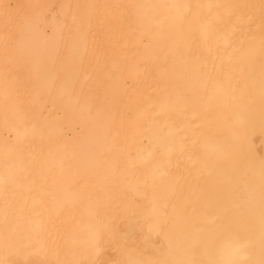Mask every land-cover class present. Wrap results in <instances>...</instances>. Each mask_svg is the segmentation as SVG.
I'll return each instance as SVG.
<instances>
[{
    "label": "bare ground",
    "instance_id": "bare-ground-1",
    "mask_svg": "<svg viewBox=\"0 0 264 264\" xmlns=\"http://www.w3.org/2000/svg\"><path fill=\"white\" fill-rule=\"evenodd\" d=\"M0 264H264V0H0Z\"/></svg>",
    "mask_w": 264,
    "mask_h": 264
}]
</instances>
